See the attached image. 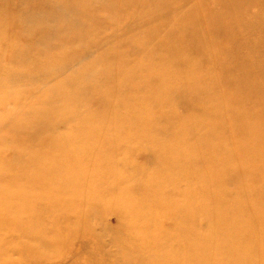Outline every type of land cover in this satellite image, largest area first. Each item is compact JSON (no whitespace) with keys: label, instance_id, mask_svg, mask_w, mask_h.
Here are the masks:
<instances>
[{"label":"bare ground","instance_id":"6f19581e","mask_svg":"<svg viewBox=\"0 0 264 264\" xmlns=\"http://www.w3.org/2000/svg\"><path fill=\"white\" fill-rule=\"evenodd\" d=\"M14 1L0 0V125L36 115L23 131L51 133L45 151L14 137L0 149L9 157L0 182L12 181L0 185L2 264H54L46 251L65 250L66 234L83 240L68 264H264V0ZM220 23L230 28L211 30ZM181 45L197 59L177 69L201 74L162 79ZM137 149L142 164L132 162ZM72 168L95 175L52 193ZM93 184L86 195L108 205L94 206L91 221L75 206L83 222L65 208L45 222L62 208L53 196L75 204ZM103 208L118 213L110 233ZM105 237L115 247L108 263Z\"/></svg>","mask_w":264,"mask_h":264},{"label":"rangeland","instance_id":"374dc122","mask_svg":"<svg viewBox=\"0 0 264 264\" xmlns=\"http://www.w3.org/2000/svg\"><path fill=\"white\" fill-rule=\"evenodd\" d=\"M16 1H18V0H15L14 2H16ZM26 1L31 3V0H26ZM14 2H13V4H14ZM214 3H215L214 0H210L209 1V4H211V6H213ZM18 4H20V1H18L16 5H18ZM255 9L256 8H253V9H251V11H255ZM195 26L196 25H193V27H195ZM228 28H230V27H229V25L227 23H220V24H214L213 25V29H211V30H214V29H221V30H226L227 29L228 30ZM12 29H14V28H12ZM160 34H162V33H160ZM9 35L12 36L13 38H17V40H18L19 37H20V30L19 29H15L13 31H10ZM156 35L157 34L155 33L154 37ZM174 35H175V32H173V31L169 33V37L174 36ZM207 39L210 42H213V43H216V42L219 41L216 37H213V36L211 38L207 37ZM180 50H181L180 54H178L177 56L171 57V59L175 60V61H172V62L171 61H166L164 63V65L162 66V69L166 70V74L164 73L165 77H162V79L169 78V79L172 80V79H178L180 77H184L185 79L190 81L191 79H190L189 76L198 77L199 74H201V73H198V72L196 73V72L193 71V72H191V74L189 73V75H188V73H186V71H183L182 69H177V68H180V65L176 64L177 60H182V59L185 58V56H188L192 60H196L197 59V57H195L194 55H190L193 52L192 47H189V46H186V45H181L180 46ZM0 53H2V52L0 51ZM91 53H89L90 57H94V56L98 55V54L93 53V52H91ZM210 54H213V53L210 52ZM159 56L162 57V58H166L167 57L166 55H162V54H159ZM226 56L227 55H225V57L222 56V58H224L226 60ZM133 57H135L134 54H133ZM3 61H4V58L2 60V63H0V64H4L5 62H3ZM168 68H170V70H168ZM202 68H204V67H202ZM168 71L172 72L171 74H169V76L167 75ZM164 74H160V75L164 76ZM56 87L57 86L55 85V83L52 82V88H56ZM59 87L64 92L69 88L66 85H62V86H59ZM166 90L174 91L175 89H174V87L170 86V87L166 88ZM8 107L10 108L9 105H8ZM22 107H26V105H22ZM94 109H95V107H94ZM122 110H124V109H122ZM178 114L179 115H184L185 112L181 111ZM200 116L206 118L207 114H205L203 112ZM35 118H36V115H34L31 118H26L24 116H19V117L16 118L15 116H13L11 118V120H14V121H12V122L8 121L3 126L0 125V149L1 150H7V148H9V147L10 148L14 147V145L16 143L12 139V137H14L16 140H18L20 142L23 141V140L25 141V139H26L25 143H20V146L22 148H25L27 150H32V149L36 150V149L42 148L41 150H38V151H45L46 150L45 147L50 144V142L47 140V137H49V133H51V132H49L46 128H42L40 126V124H43L42 121H39L37 123L40 126V129H39L38 132L35 131V132L30 133V134L27 135L22 129L24 124H26L27 122H29L31 120H34ZM94 118H95L94 116H91V119H94ZM256 119L259 120L260 117L256 116ZM55 120H58V119H55ZM3 121H5V120H3ZM35 121L36 120L31 122L29 126L31 127L32 125L36 124ZM16 122H18V123H16ZM244 122H247V121H244ZM63 132H64V130L60 131L58 136L60 134H62ZM59 138L61 139V137H59ZM218 151H221V150L214 151V153H216ZM57 152H58L57 150H54V151H52V154L56 155ZM143 155H144L143 151H141L140 149H137L135 151L134 155H133L132 162L142 164L143 161H144ZM0 157L3 160L4 159H9L8 155L5 154V153H1ZM65 159L67 160V158H65ZM52 160H53L54 164H57V161H58L57 157H52ZM0 162H1V159H0ZM92 163H93L92 161L87 160V161H83L82 165L86 166V167H88V166L92 167V166H90ZM114 169L115 168H113L112 170H114ZM118 169H120V167L117 168V170ZM74 172H76V169L72 168L65 175L60 176V178L62 179V182L59 185H57L56 187H54V186L52 187V193H53V190H62V191L63 190H67L66 187H65V183L68 181L69 178L75 179V180H77L79 182V178L84 175L85 178L87 179L86 182L88 183L89 182V177L88 176L95 175V174H93L91 172H87V168L85 169V172L82 171L83 174L82 173L81 174H75ZM55 174H56V172H52V177L55 176ZM3 180H5V179H3ZM102 180L105 183V178H102ZM80 182H84V180H81ZM11 184H12V181H9V180H7L6 182L5 181H1L0 182V185H4V186H10ZM131 184H132V182H124L120 186L122 188H125V187H130ZM100 185H101L102 188L105 187V184H103V186H102V184H100ZM107 185H111V183H108ZM1 188H3V187H1ZM96 188H97V186L95 184H93L91 186L88 185L87 188L82 193L79 194L81 197L76 199L77 203H75V204L73 202H71V201H64L62 199H59V196H57V195L53 196L52 197V203L59 204V206H62V208L59 211L52 210V220L51 219H47L45 222L46 223H52V225H53L55 223L53 214L63 213L64 212L63 211L64 208L66 209V211L68 213H72L74 218L81 219L80 217H76L74 215V207L75 206L80 208L84 212V215L91 221L93 216L90 215V212H91V210H92V208L94 206L95 207L96 206L97 207H99V206L106 207L108 205V202L105 201V200H99L97 198H91V197L86 195V193H85L86 190H96ZM76 190L79 191V184H78ZM134 195L136 197H140L141 196V191L137 189L136 192H134ZM131 196H132V194H131ZM22 201L26 204L28 202V199H23ZM42 202L43 203L49 202V198L47 199V202H46L45 199H43ZM39 213H40L39 210L34 211V214H39ZM50 214H51V212H50ZM87 215H89V216H87ZM103 215L109 216V218L108 219H104L102 221V223H103L102 229L105 230L106 232L110 233L108 231V230L111 229V227L109 225L110 224L114 225L116 223V221L118 220V213L116 211H114V210H110L108 212L107 210H105V208H103V210L101 211V214L98 215V216L101 217ZM74 218L72 217V220ZM84 219H85V217H82L80 222H83ZM94 220L97 221V219H94ZM166 222L167 223H171L172 222V218H167ZM128 224H129V222L127 220V225ZM96 227H98V225H96ZM71 231H72V229H69V233H71ZM19 232H21V230L18 231L17 229H15V234H18ZM61 232H67V230L65 228H61ZM98 233H101V231L98 230ZM112 233H113L114 236L123 234L122 231H119L117 229L115 230V232L112 231ZM4 234L8 235L9 233L5 232ZM40 234H42V233L39 232V235ZM46 236H48L49 239L51 237V235H46ZM52 240H53V236H52ZM32 243H33V241H32ZM64 243H65L64 244L65 245V250H63L61 252H60V250H62L63 247L61 249H59L58 246H56V248H54L52 250L50 249V250L46 251V254H48L49 257H52V260L54 261V264H68L69 263V259H68L69 255L68 254L70 252H73V251L75 252V254H78L81 251V245L83 244V240L81 238H78V237H75V236H70V234H66L65 237H64ZM102 244L104 245V253L102 254V256L105 257V263H108L110 261L111 254L115 250V247H113V244L110 243L108 237L104 238ZM19 254H20V252L14 251V253L12 254V258L13 259H17V256ZM2 262H3V258L0 257V264H2ZM24 262H25V264H33V263H30L27 259H25Z\"/></svg>","mask_w":264,"mask_h":264}]
</instances>
